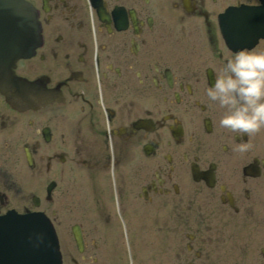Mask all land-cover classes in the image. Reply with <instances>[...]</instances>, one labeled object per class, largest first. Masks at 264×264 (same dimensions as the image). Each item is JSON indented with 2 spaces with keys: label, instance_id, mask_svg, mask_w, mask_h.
I'll return each mask as SVG.
<instances>
[{
  "label": "flooded vegetation",
  "instance_id": "flooded-vegetation-1",
  "mask_svg": "<svg viewBox=\"0 0 264 264\" xmlns=\"http://www.w3.org/2000/svg\"><path fill=\"white\" fill-rule=\"evenodd\" d=\"M30 1L42 43L26 71L47 96L26 112L0 98V214L50 207L58 226L73 210L68 264H183L262 221L264 127H220L205 94L226 59L264 50L219 28L257 0Z\"/></svg>",
  "mask_w": 264,
  "mask_h": 264
},
{
  "label": "clouds",
  "instance_id": "clouds-1",
  "mask_svg": "<svg viewBox=\"0 0 264 264\" xmlns=\"http://www.w3.org/2000/svg\"><path fill=\"white\" fill-rule=\"evenodd\" d=\"M205 94L223 110L220 127L237 133L259 131L264 127V50L239 51L226 59Z\"/></svg>",
  "mask_w": 264,
  "mask_h": 264
},
{
  "label": "water",
  "instance_id": "water-1",
  "mask_svg": "<svg viewBox=\"0 0 264 264\" xmlns=\"http://www.w3.org/2000/svg\"><path fill=\"white\" fill-rule=\"evenodd\" d=\"M15 0H0V64L6 65L18 56L19 54L29 51L27 43L31 44L33 33L23 30L22 4L14 8ZM23 30V31H22ZM25 35V37H24ZM25 40V41H24ZM10 60V61H9ZM12 61V62H11ZM3 79H8L7 73L0 72V85ZM46 232L45 227H43ZM43 232V233H45ZM46 240H52L51 235L45 234ZM47 241V243H48ZM50 248L51 246L48 245ZM50 254L52 249H50Z\"/></svg>",
  "mask_w": 264,
  "mask_h": 264
},
{
  "label": "rangeland",
  "instance_id": "rangeland-1",
  "mask_svg": "<svg viewBox=\"0 0 264 264\" xmlns=\"http://www.w3.org/2000/svg\"><path fill=\"white\" fill-rule=\"evenodd\" d=\"M84 182H86V179L84 180ZM62 207L59 208V219L62 220L61 223H65V221L68 222L71 220L70 216L73 215V210H72V214H70L71 210L64 209ZM62 226L60 227V230L62 232V236L66 238V233L64 232L66 228H65V225H62ZM252 231H254V238H256L255 241L252 240L253 239ZM245 233L246 235L243 236L244 238L241 241H248V240H252V241L250 243L244 242L246 245L249 243L248 246L246 247V251L244 252V255H240L243 251L237 250L236 259L235 261H233L234 264H264V256L260 254L259 251H257V249L260 246L264 247V229H257V228L255 229L253 228V226H251V228L250 227L246 228ZM257 237H259L260 239H258ZM62 241H63L62 243L64 246L67 245L66 239L62 238ZM252 248L253 249L255 248L256 250L251 251V252L247 251L248 249L252 250ZM226 262H227V257L211 258V256H207V257L202 256L198 264H225Z\"/></svg>",
  "mask_w": 264,
  "mask_h": 264
},
{
  "label": "bare ground",
  "instance_id": "bare-ground-1",
  "mask_svg": "<svg viewBox=\"0 0 264 264\" xmlns=\"http://www.w3.org/2000/svg\"><path fill=\"white\" fill-rule=\"evenodd\" d=\"M238 6L237 7V9L238 10H240V11H243V8H244V5H240V4H229V5H227V6ZM225 9V8H224ZM224 9H222L221 11L222 12H225V13H227L228 14V10H224ZM221 12V13H222ZM255 12H257V11H255ZM232 14H233V12H232ZM219 25H220V23H219ZM222 27H224L229 33H231L232 35V43H234L235 45H239V44H243V43H246L248 40H245V38H242V36L244 37V33H245V31L243 30V29H241L240 31H238L237 29H232V28H230V27H227V26H225V25H221ZM250 30H251V28H250ZM247 36V35H246ZM30 91H27L26 89H22V90H20L19 91V104L23 107V108H25V109H28L29 108V105L30 104H28V103H26V100L25 99H23V97H27V99L28 100H30V101H32V100H34V98H33V94H30L29 93ZM35 104V101L33 102V105ZM32 106V105H31ZM67 211H69V210H67ZM69 214V213H68ZM58 215H59V211H58ZM253 216V215H252ZM231 218H235V216H230ZM253 218V217H252ZM253 220H255L254 218H253ZM230 226V224L228 223L225 227H226V229L228 228ZM256 228L257 229H264V222H260L259 224H257L256 225ZM224 233H228V231H226V232H224ZM258 239H260L259 237H257ZM255 239L256 238H253L252 240H254L255 241ZM252 240H250L249 242H251ZM254 250H256L255 248L253 249L252 248V250H250V251H254ZM257 251H259V253L261 252L262 253V255L264 256V253H263V250H262V248H260L259 247V249H257Z\"/></svg>",
  "mask_w": 264,
  "mask_h": 264
}]
</instances>
